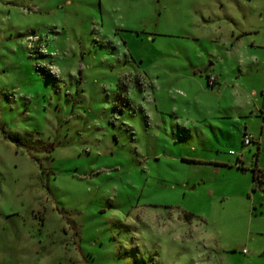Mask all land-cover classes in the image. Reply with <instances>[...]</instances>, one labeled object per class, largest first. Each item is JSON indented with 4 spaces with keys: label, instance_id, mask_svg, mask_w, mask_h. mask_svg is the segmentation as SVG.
Here are the masks:
<instances>
[{
    "label": "rangeland",
    "instance_id": "374dc122",
    "mask_svg": "<svg viewBox=\"0 0 264 264\" xmlns=\"http://www.w3.org/2000/svg\"><path fill=\"white\" fill-rule=\"evenodd\" d=\"M258 60L264 0H0V264H264Z\"/></svg>",
    "mask_w": 264,
    "mask_h": 264
},
{
    "label": "crops",
    "instance_id": "0c3cea01",
    "mask_svg": "<svg viewBox=\"0 0 264 264\" xmlns=\"http://www.w3.org/2000/svg\"><path fill=\"white\" fill-rule=\"evenodd\" d=\"M202 1H205V0H202ZM254 12V10H253ZM252 13H248V16L252 15ZM210 19L209 17L205 16L203 14V16H201L200 18H198L197 20V24H201L202 26H208L209 25V22ZM259 22H263V19L261 18V16H259L258 20ZM248 29H246V31H238L237 33H234L233 31L231 32L229 38L226 40H222L221 43H220V46L224 49V53L225 54H230L232 56H234L235 52L238 51V48L240 47L239 43H240V40H242L241 36L243 35H246V34H250V31H247ZM195 40L198 39L197 38H194ZM251 44H254V39H252L251 41ZM228 46V47H227ZM214 58H216V56H214L212 53H208V54H205V53H198V56H196V60L197 61H191L190 59H188V69L190 71V73H184V77L185 78H193V80L195 81V83L198 85V89L200 91H204L203 90V83H204V80H205V85H206V77L208 75H212L214 76L215 78V86L217 87V90L219 89L220 90V87H221V81L219 79L220 77V74L218 73L219 71L215 68L214 66ZM201 61H205L207 62V65H205L204 63H201ZM260 60H258L257 62V66L258 67V70L260 68ZM264 66V65H262ZM260 68L259 72L261 71L262 73H264V68ZM185 69V68H183ZM262 76V75H261ZM228 84V83H226ZM182 85V84H181ZM229 85V84H228ZM229 87H232V86H229ZM260 88V87H259ZM264 88H260V95L262 96V91H263ZM191 91L190 89H188L187 87L183 88V95L180 96V100H182V104L184 105V107H190V104L192 103L191 100H192V95L191 93L189 92ZM255 94H257V91H255ZM186 104H189V106H185ZM193 107H195V110L198 111V110H203L204 108H207L209 110L207 111H210L212 108L210 106H206L204 104H201V103H193L192 104ZM216 113H219V106L214 108ZM238 109V112L235 111L233 108H229L228 110V113L224 116H217V117H214L215 119L219 120L220 122H216L217 125H214V126H211L209 125V127H213L216 132L218 133H221L223 134L224 132L226 133V128L224 127V125L222 124L223 122H221L223 119H232V123H235V125H239L238 126V131L241 132L242 130V135L246 134V123L243 121H241V118H244L246 115H243L242 113V110H243V106H240L237 108ZM230 111V112H229ZM237 114V115H235ZM232 136H234L232 134ZM252 138V143L254 142V137H251ZM257 145V149L259 150L262 145L260 143V141H257L256 143ZM259 170V169H258ZM263 171V170H261ZM262 177H257V179H261Z\"/></svg>",
    "mask_w": 264,
    "mask_h": 264
},
{
    "label": "built area",
    "instance_id": "2783aa9c",
    "mask_svg": "<svg viewBox=\"0 0 264 264\" xmlns=\"http://www.w3.org/2000/svg\"><path fill=\"white\" fill-rule=\"evenodd\" d=\"M206 87H207L208 89H212V88L215 87V78H214V76H212V75H208V76L206 77ZM262 98H263V103H264V89H263V91H262ZM251 143H252V138H251V136H249V135H247V134L243 135L242 144H243L244 146H247V145H249V144H251ZM229 154H230V155H234L233 152H230Z\"/></svg>",
    "mask_w": 264,
    "mask_h": 264
},
{
    "label": "trees",
    "instance_id": "16d2710c",
    "mask_svg": "<svg viewBox=\"0 0 264 264\" xmlns=\"http://www.w3.org/2000/svg\"><path fill=\"white\" fill-rule=\"evenodd\" d=\"M256 173H257V176L256 177H259V176L262 177V176H264V171H260V170H257L256 169ZM183 216H184L185 221H189L190 214L185 213V214H183Z\"/></svg>",
    "mask_w": 264,
    "mask_h": 264
}]
</instances>
